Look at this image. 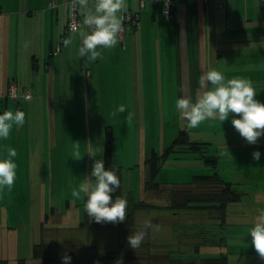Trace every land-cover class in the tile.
Instances as JSON below:
<instances>
[{
  "label": "rangeland",
  "instance_id": "obj_1",
  "mask_svg": "<svg viewBox=\"0 0 264 264\" xmlns=\"http://www.w3.org/2000/svg\"><path fill=\"white\" fill-rule=\"evenodd\" d=\"M129 96L131 99V94ZM93 97L94 103L89 106L82 103L81 109L72 106L53 111L47 104V109L38 110L41 118L39 114L34 115L38 119H30L29 125L14 130L17 178L10 205L0 215L1 229H6L0 232L1 256L9 264L20 261L23 264H63L65 254L71 256L70 264H96V261L105 264L104 260L106 264H199L201 258L224 254L229 264H247L248 255L254 249L249 230L258 210L264 208V142L248 144L245 141L238 146L231 138L232 127L223 129L217 125V118L189 129L176 103L169 117L161 116L160 112L153 120L149 109L142 111L144 116L140 113L136 120L132 108L122 116H112L108 94ZM54 112H57V120H64L60 135H63V146L68 141V150L66 147L63 150L60 143L61 156H50L45 163L39 152L32 153L27 149L29 143L21 141L26 135L29 139L33 135L39 141L42 126L49 123L50 128ZM129 112L131 120L127 119ZM59 128L61 126H58V140ZM107 128L113 134L112 163L119 171L121 197L128 201L126 212L127 216L132 214V218L127 225L117 227L79 228L80 223L94 219L84 210L87 197L73 198L71 191L90 175L95 160L104 161ZM185 128L189 131V141L205 143L206 147L201 148L204 152L177 148L161 162L155 180L161 190L147 196L144 191L148 173L146 159L152 150L162 155ZM73 139L74 145H79L76 150L71 146ZM255 151L261 153L259 161L253 159ZM89 152H95L96 156L91 157ZM202 153L216 158V168L204 162ZM214 170L241 192L239 200L227 204V219L222 230H218L215 220L211 221L204 212L176 214L161 209L133 208L146 198L163 206L171 187L189 186L194 175L210 174ZM149 218L159 230H147L140 247L131 248L127 237L132 231L141 230L143 222ZM155 218L158 221L153 220ZM43 225L45 230H42ZM202 230L211 231L204 235ZM40 243L48 247L45 262L33 256L34 246ZM196 244L199 250L195 253ZM107 250H116L119 255L109 260L103 256Z\"/></svg>",
  "mask_w": 264,
  "mask_h": 264
},
{
  "label": "crops",
  "instance_id": "obj_2",
  "mask_svg": "<svg viewBox=\"0 0 264 264\" xmlns=\"http://www.w3.org/2000/svg\"><path fill=\"white\" fill-rule=\"evenodd\" d=\"M142 1L141 6V0H126L124 14H137L138 24L125 26L124 43L104 50L102 59L88 62L77 54L78 36L64 34L73 9L71 0H0V114L19 109L26 114L25 126L30 119H38L34 115L41 118L38 110L47 109V104L53 111L72 106L81 109L79 105L89 106L93 96L102 93L108 94L111 110L123 104L126 111L134 110L137 120L142 111L150 109V118L155 120L160 112L169 117L181 97L195 102L200 75L213 69L227 79H251L255 98L264 103V0H171L172 20L162 14L165 0ZM75 11L82 27L83 17ZM67 38H72V44L65 48L62 41ZM11 80L17 87L16 102L7 96ZM24 89L31 94L28 99L21 96ZM55 114L50 128L49 123L42 126L39 141L33 135L21 141L29 143L27 149L32 153L39 152L45 163L50 156H61L58 145L64 142L60 135L64 120H57ZM232 118L224 122L217 118V125L232 127L233 142L241 144L246 140L231 125ZM58 126L62 128L60 140ZM16 129L7 140H0V158L7 156L9 147L16 149ZM258 141L264 142V136ZM71 146L79 148L74 139ZM65 147L67 151L68 141ZM14 189L15 184L10 191L0 192V215L10 205ZM1 228L0 232H6ZM1 251L0 259H5ZM247 259V264H264L255 249Z\"/></svg>",
  "mask_w": 264,
  "mask_h": 264
},
{
  "label": "clouds",
  "instance_id": "obj_3",
  "mask_svg": "<svg viewBox=\"0 0 264 264\" xmlns=\"http://www.w3.org/2000/svg\"><path fill=\"white\" fill-rule=\"evenodd\" d=\"M170 0H165L166 7ZM71 6L83 17L82 27L74 26L72 31L78 36L80 46L78 56L86 57L88 62L103 58L104 50H112L120 42L123 31L124 13L128 5L126 0H71ZM67 48L72 44V38L62 41ZM257 92L251 79L234 77L227 79L221 72L213 69L204 72L199 77V89L195 102L189 97L176 100V109L187 121V128L195 129L203 121L216 119L224 122L232 115L231 124L248 144H256L264 136V103L256 99ZM126 111L125 105H119L112 116ZM25 112L5 110L0 114V140H7L13 127L20 128L25 124ZM128 120L132 119L129 112ZM78 144V142H76ZM95 157V152L88 153ZM79 154L77 153V156ZM253 159L259 161L261 153L253 152ZM18 156L15 148L7 149V156L0 158V192L5 188L11 190L17 178V164L14 158ZM77 159V158H74ZM80 159V158H79ZM93 177L95 179H93ZM120 187V179L116 169L106 170L103 159H97L92 165L89 176L71 191L76 199L87 197L84 210L96 223H123L127 217L128 201L112 193ZM83 194V195H82ZM158 231L159 226L151 219L143 222V228L127 237L129 246L137 249L143 243L147 230ZM252 246L261 259H264V208L258 210L255 222L249 230ZM63 264H70L71 256H62ZM99 264V261H96Z\"/></svg>",
  "mask_w": 264,
  "mask_h": 264
},
{
  "label": "trees",
  "instance_id": "obj_4",
  "mask_svg": "<svg viewBox=\"0 0 264 264\" xmlns=\"http://www.w3.org/2000/svg\"><path fill=\"white\" fill-rule=\"evenodd\" d=\"M164 2V1H163ZM161 2V11H162V3ZM171 2V0H170ZM131 14V13H128ZM163 14V12H162ZM165 17V15L163 14ZM166 18V17H165ZM173 18V4L171 2V17L167 20H172ZM138 24V20L137 23ZM135 26V25H133ZM126 35V34H125ZM7 96H8V88H7ZM14 101V100H13ZM16 102V101H14ZM188 130L181 129L176 136V138L172 141V143L165 149L162 155H159L154 150L151 151L150 155L145 161L146 166L148 167V173L144 180V191L145 192H153L158 193L161 190V185L156 182V176L160 171L161 162L164 161L171 153H173L177 148L186 149V150H201V148L206 147L205 143L191 142L188 137ZM113 134L111 129H106L105 134V149H104V166L106 170H111L113 167L117 171L118 168L112 163V154H113ZM204 162L210 165L212 168H216V158L212 156H205L203 153L201 154ZM120 179V178H119ZM168 201L165 205H157L149 203L145 200L140 201L138 204L134 205L135 209H161L167 210L176 214H184L188 212H204L207 214L208 218L212 221L215 220V225L218 230H222L226 224L227 219V211L226 206L228 203L237 201L241 198V192L237 191L231 182L225 181L220 177L217 170H214L210 174H197L192 177V181L189 186L186 187H171L167 190ZM113 199L116 196H121V184L119 189L116 192L111 194ZM132 218V214H129L126 217V220L123 223H96L95 221L89 222L84 221L80 223L79 228H85L89 226H105V227H117L120 225H127ZM158 221V219H153ZM211 231V230H210ZM210 231H203V234H209ZM47 245L45 243H40L34 246L33 248V256L35 259H41L42 262H45ZM199 247L197 244L195 245L194 252H198ZM199 264H229L228 258L224 254H220L218 256H207L199 259ZM0 264H8L6 259H0ZM18 264H23V261H20Z\"/></svg>",
  "mask_w": 264,
  "mask_h": 264
},
{
  "label": "built area",
  "instance_id": "obj_5",
  "mask_svg": "<svg viewBox=\"0 0 264 264\" xmlns=\"http://www.w3.org/2000/svg\"><path fill=\"white\" fill-rule=\"evenodd\" d=\"M155 1H158V0H155ZM140 4H141V6L144 4L142 0H141ZM50 5L54 6L53 3H51ZM162 12L167 19H169L171 17V2L168 4L167 7L165 5V1L162 3ZM124 15H125V20L123 22V31L120 34V42L122 44L124 43V40H125V34H126L125 26L128 24L129 25H136L137 20H138L137 14H124ZM79 24H80V22H79L78 15L76 14V11L74 9H72L71 16L69 17V19L66 23L64 34L68 35V34L74 33L72 31L73 27L74 26L79 27ZM58 50H59V46H57L56 52ZM21 96L23 97V99H28L31 96V94H30L29 90L24 89ZM8 97L14 101H17L18 93H17L16 83L14 80H11L9 82Z\"/></svg>",
  "mask_w": 264,
  "mask_h": 264
},
{
  "label": "flooded vegetation",
  "instance_id": "obj_6",
  "mask_svg": "<svg viewBox=\"0 0 264 264\" xmlns=\"http://www.w3.org/2000/svg\"><path fill=\"white\" fill-rule=\"evenodd\" d=\"M117 255H119V252H117L116 250H107L103 256H105V258H108L110 260L111 258L116 257ZM104 261L106 264L107 263L106 260H104Z\"/></svg>",
  "mask_w": 264,
  "mask_h": 264
}]
</instances>
